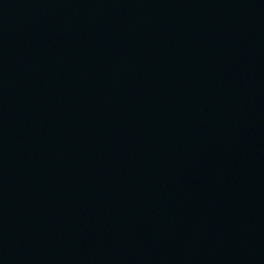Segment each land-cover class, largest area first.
I'll return each mask as SVG.
<instances>
[{
  "label": "water",
  "instance_id": "1",
  "mask_svg": "<svg viewBox=\"0 0 264 264\" xmlns=\"http://www.w3.org/2000/svg\"><path fill=\"white\" fill-rule=\"evenodd\" d=\"M0 264H264V0H0Z\"/></svg>",
  "mask_w": 264,
  "mask_h": 264
}]
</instances>
